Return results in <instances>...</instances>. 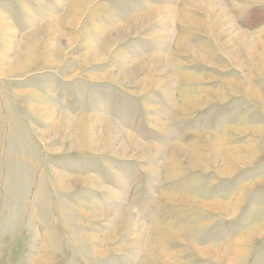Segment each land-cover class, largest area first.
<instances>
[{
  "label": "rangeland",
  "instance_id": "1",
  "mask_svg": "<svg viewBox=\"0 0 264 264\" xmlns=\"http://www.w3.org/2000/svg\"><path fill=\"white\" fill-rule=\"evenodd\" d=\"M0 264H264V0H0Z\"/></svg>",
  "mask_w": 264,
  "mask_h": 264
},
{
  "label": "bare ground",
  "instance_id": "2",
  "mask_svg": "<svg viewBox=\"0 0 264 264\" xmlns=\"http://www.w3.org/2000/svg\"><path fill=\"white\" fill-rule=\"evenodd\" d=\"M74 22H75V21H74ZM74 22H73V23H74ZM9 71H10V73H11V72H14V69L12 68V69H10ZM187 102L192 104L193 100H191V101L188 100ZM222 152H224V151H222Z\"/></svg>",
  "mask_w": 264,
  "mask_h": 264
}]
</instances>
